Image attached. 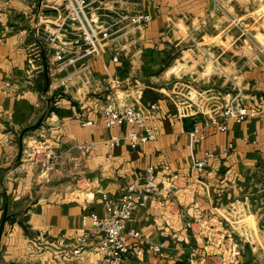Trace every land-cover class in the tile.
<instances>
[{
    "label": "crops",
    "instance_id": "1",
    "mask_svg": "<svg viewBox=\"0 0 264 264\" xmlns=\"http://www.w3.org/2000/svg\"><path fill=\"white\" fill-rule=\"evenodd\" d=\"M95 1L91 24L119 32L95 39L81 92L80 28L64 0H0V264H99L90 246L100 234L81 214L104 215L101 192L118 196L148 165L161 187L175 186L138 206L128 225L161 249L122 264H264V0ZM138 11L150 20L131 22ZM237 87L257 112L220 131L211 118ZM109 98L142 108L157 138L131 147L126 123L106 127ZM194 123L205 138L190 147ZM114 135L122 140L111 146ZM31 138L56 147L55 168H16ZM206 150L214 156L195 175L192 157ZM83 234L89 248L75 255ZM224 245L237 255L223 257Z\"/></svg>",
    "mask_w": 264,
    "mask_h": 264
},
{
    "label": "built area",
    "instance_id": "2",
    "mask_svg": "<svg viewBox=\"0 0 264 264\" xmlns=\"http://www.w3.org/2000/svg\"><path fill=\"white\" fill-rule=\"evenodd\" d=\"M70 4L73 14L69 16L73 20H77L80 29L86 30L88 27L96 33H101L102 37L110 35L107 30L102 31L98 27H94L87 18H85V21L81 19L80 14H83L84 17L86 14L84 9L87 6L86 0H71ZM149 20L150 15L140 11L130 15V21L134 23ZM94 39H96L95 36ZM113 60L117 61L118 56L114 55ZM34 61V54H30L28 57L29 64L33 65ZM240 92V87H237L236 92L225 101L219 111V120L211 118L210 124L214 125L218 130H226L229 120L241 122L257 112L256 109L250 108L240 101ZM156 107L155 103L150 105L152 109ZM102 115L106 127H114L123 123L128 125L124 139L131 147H136L138 144L149 140H155L158 136L156 129L152 125L147 124L144 110L127 100L117 102L114 99H107L102 108ZM88 123V120L83 122V124ZM188 138L190 147H193L195 143L205 138L204 127L194 123L188 131ZM121 140V137L114 135L110 139V145L118 144ZM77 147L79 153L72 156L75 164L80 162L81 155L89 148L87 142L78 144ZM25 153L20 158V163L17 164L16 168H20L21 164L25 162H30L37 164L43 171H50L60 162V154L56 147L41 139L31 138L27 143ZM223 153L225 154L227 151L225 150ZM213 156L214 154L208 150L204 151L200 156H193L191 162L192 173L195 175L202 173ZM164 168L169 169V166L165 165ZM174 186V180H172L168 187H161L157 179L156 168L153 165H148L144 173L139 177L138 182L125 185L118 196H112L105 191L101 192L105 207L104 215L101 216L97 212L92 211L87 212L85 211L86 209L81 214L83 225H91L100 234V239L90 246L91 249H95L99 254V264H122L127 257H140L145 249L156 251L161 249V245L144 239L140 231L129 227L128 223L133 211L138 206H145L161 190L167 189L169 191ZM188 225L190 226V223L186 224V226ZM86 242V234L81 235L80 241L78 245L76 244L73 247L72 253L77 255L89 248ZM220 252L223 257H225V254H230L233 257L237 255V250L229 249L225 245L221 247Z\"/></svg>",
    "mask_w": 264,
    "mask_h": 264
},
{
    "label": "rangeland",
    "instance_id": "3",
    "mask_svg": "<svg viewBox=\"0 0 264 264\" xmlns=\"http://www.w3.org/2000/svg\"><path fill=\"white\" fill-rule=\"evenodd\" d=\"M71 0H64L63 6H64V11L66 18L69 17L70 14H73V10L70 4ZM93 1V2H90ZM87 6L84 8L85 9V15L89 16V13L87 12L88 7L90 5H95L96 1L95 0H86ZM81 19L85 21L86 16L84 17L83 14H80ZM78 19V18H77ZM88 19V18H87ZM89 20V19H88ZM78 23V22H77ZM117 26L114 25L111 30H109L110 35L108 37H113L116 34H118L119 30H116ZM98 30V29H97ZM96 30V31H97ZM77 33L80 34V36L77 35V90L81 92L87 91L88 86L90 85L91 82V76L89 73V65L87 58L91 57L94 53H96L99 50V45L96 44V40L98 39L99 36H101V33H96L95 31L90 30V28H86V30L82 29H77ZM94 36L96 37V40L94 39ZM65 48V47H64ZM63 48V49H64ZM62 52V49H60ZM67 49H65L66 52ZM61 56V53H60ZM64 79L72 81V78L70 76L64 77ZM64 81V80H63ZM65 84H67L66 81H64ZM64 86V84H62ZM240 211V209L238 208ZM247 222V225H251L255 223V221H251V219L247 218L245 220ZM238 230L240 228L238 227Z\"/></svg>",
    "mask_w": 264,
    "mask_h": 264
}]
</instances>
